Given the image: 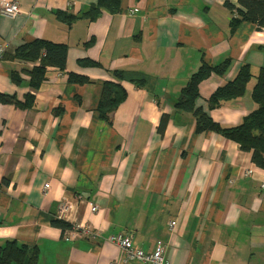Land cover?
<instances>
[{"label": "crops", "instance_id": "crops-1", "mask_svg": "<svg viewBox=\"0 0 264 264\" xmlns=\"http://www.w3.org/2000/svg\"><path fill=\"white\" fill-rule=\"evenodd\" d=\"M14 1L19 15L0 14L4 55L37 39L67 52L64 71L49 69L37 90L22 71L33 64L0 58V95L13 101H0V246L26 244L35 264H143L107 241L121 234L147 253L162 242L168 264H264V171L237 143L196 133L192 115L174 108L203 62L228 61L223 76L199 85L196 106L221 126L239 125L256 108L264 28L241 23L230 33L226 0H119L118 12L100 9L94 21L81 16L98 0ZM245 65V95L209 109V97ZM116 71L126 100L107 123L96 109ZM69 73L89 83L69 84ZM27 94L32 106L21 109ZM55 219L96 237L64 241Z\"/></svg>", "mask_w": 264, "mask_h": 264}, {"label": "trees", "instance_id": "trees-1", "mask_svg": "<svg viewBox=\"0 0 264 264\" xmlns=\"http://www.w3.org/2000/svg\"><path fill=\"white\" fill-rule=\"evenodd\" d=\"M224 5L231 13L229 20L230 33H233L241 23L254 24L257 29L264 28V0H237L236 5L226 0ZM100 9H106L110 13L118 12L119 0H98L97 5L82 14L81 18L94 21L100 14ZM57 16L65 23H69L74 19L70 20L72 16L63 14H57ZM66 52L67 47L64 44L37 39L18 46L13 55L6 56L1 53L0 58L33 64L29 69L22 68V71L28 79L29 86L37 90L46 80V73L49 69H55L59 72L64 71ZM79 64L84 67L95 66V63L89 60H80ZM229 65V62L225 61L212 67L203 62L180 91L174 108L178 112L192 115L196 133L212 132L237 143L241 151L251 154L252 164L264 171V68L259 70L251 92V100L256 108L239 125L233 127L221 126L214 122L202 107L196 106V101L199 98V85L212 74L223 76ZM67 76L68 83L72 85L83 86L89 83L88 79L83 76L73 73H69ZM114 77L115 80L103 82L96 109L99 119L107 123L111 122L113 113L126 100V91L121 85L123 74L116 71ZM251 77L249 67L247 65L243 66L232 81L216 89L209 97V109L212 110L224 103L242 98L246 93V85ZM11 78L14 83H17L20 76L17 72L12 71ZM132 83L137 88L145 86L143 80L133 81ZM0 101L13 102L12 98L6 95H0ZM32 101V94H27L24 103H22L23 105L19 106L21 109H29L32 106ZM166 123V117L162 116L157 129L160 134L164 131ZM50 224L60 230L62 239L67 232L75 228L74 225L60 219L51 220ZM36 257L37 251L28 248L23 243L10 241L0 246V264H35Z\"/></svg>", "mask_w": 264, "mask_h": 264}, {"label": "built area", "instance_id": "built-area-1", "mask_svg": "<svg viewBox=\"0 0 264 264\" xmlns=\"http://www.w3.org/2000/svg\"><path fill=\"white\" fill-rule=\"evenodd\" d=\"M135 12L134 11H131ZM0 14L8 18H15L20 14V7L18 3L14 0H0ZM0 50V56H1ZM45 188H48V185H45ZM262 190H264V184L261 186ZM171 225L170 228H174ZM96 233L91 232L88 228H75L71 232H69L65 240L69 241L75 238H88L94 239L96 237ZM108 242L115 244L118 246L125 259L129 261H138L143 264H168L166 259V245L162 242H157L152 252H144L141 249L135 248L131 242V238L124 235H115L111 236L107 239Z\"/></svg>", "mask_w": 264, "mask_h": 264}, {"label": "bare ground", "instance_id": "bare-ground-1", "mask_svg": "<svg viewBox=\"0 0 264 264\" xmlns=\"http://www.w3.org/2000/svg\"><path fill=\"white\" fill-rule=\"evenodd\" d=\"M44 189H48V188H45V186H44ZM62 209H63V208H60V210H62ZM171 225L173 226V223H170V226H171ZM75 228H76V227H75ZM75 228H73V229H75ZM172 229H173V228H172ZM71 231H72V230H71ZM71 231H69V232H71ZM69 232H67L66 235H67ZM66 235H65L64 238H63L64 241H66V240H65ZM120 235H121V234H120ZM124 236H127V235H124ZM110 237H111V236H110ZM128 237H129V236H128ZM75 239H77V238H75ZM83 239H84V240H94L95 238H94V239L82 238V240H83ZM107 239H108V238H107ZM72 240H73V239H72ZM131 242H132V240H131ZM132 244H133V243H132ZM133 246H134V245H133ZM135 248H136V247H135ZM138 249H140V248H138ZM120 250H121V249H120ZM141 250H142V249H141ZM121 252H122V251H121ZM122 255H123V253H122ZM126 260H127V259H126ZM128 261H129V260H128ZM137 262H138V261H137Z\"/></svg>", "mask_w": 264, "mask_h": 264}, {"label": "rangeland", "instance_id": "rangeland-1", "mask_svg": "<svg viewBox=\"0 0 264 264\" xmlns=\"http://www.w3.org/2000/svg\"><path fill=\"white\" fill-rule=\"evenodd\" d=\"M227 9V8H226ZM137 10H135V12H136ZM232 15H234V13H232ZM30 254L32 255V253H31V251H30Z\"/></svg>", "mask_w": 264, "mask_h": 264}]
</instances>
